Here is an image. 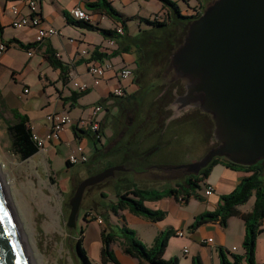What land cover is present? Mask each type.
Here are the masks:
<instances>
[{"label":"crops","instance_id":"crops-1","mask_svg":"<svg viewBox=\"0 0 264 264\" xmlns=\"http://www.w3.org/2000/svg\"><path fill=\"white\" fill-rule=\"evenodd\" d=\"M107 1L124 20H127L126 24L128 32L129 35L132 36H136L141 29H150V26L143 22V20L150 19L161 21L166 15V9L159 0ZM172 1L178 4L183 14L189 15L190 11L195 8H200L201 10L204 9L208 0H181L184 3H181L180 0ZM99 2L101 3V0H38V10L44 20V25L53 26L59 30V34L49 38L43 44H40L35 50L34 55L30 56L29 61L31 62L33 58L38 56L40 64H48L46 60V50L50 47L57 52L61 61L64 64L69 65L70 68V81L67 84L61 80L60 70L53 69L49 64L48 66L55 72V78L51 79L48 75L44 74L45 87L51 88L49 90H52V92L56 90L53 111L67 113L74 120L72 125L65 128L61 135V139L53 145L58 144L56 146L60 147L63 146L62 143L76 141L78 147L82 146L89 154L90 160L89 163H87L89 165L87 177L91 176V173L94 175L103 171L108 168V166L124 165L127 170L123 172L133 174V177L125 183V188L132 189L138 187L148 189L153 185H159L160 183L166 182L167 178L164 173L183 168L179 166V150L172 145V143L177 140L179 133H181L182 125L179 124V122H176L172 117L169 118L166 121V126L168 127L166 128V131L162 133L157 129L158 125L155 120L139 117L137 110L142 109L141 106H137V108L135 107V115L128 121L127 131L124 133L129 152L126 155L119 154L115 157L109 156L111 152L109 153L110 150L107 148L110 138H105L106 123H104V117H102L100 112L96 116L100 127V135L97 138L99 139L97 142V150L94 145V133L88 131L87 128H82L87 131V133L81 132V129L77 125L81 119H92V108L94 105L87 102L84 103L83 100L84 97L92 94V92L94 93L95 91L94 94L98 96L100 102L103 101V105L107 106V100L112 99L113 91L117 87L121 86L125 88V101L128 103L136 100L141 90V86L135 82V70L137 64L136 58L133 54H122L115 58H104L103 60L90 59L95 48H97L100 53H111L116 49V43L111 39L105 38L99 30L81 28L73 23V19L67 18L69 16V11L72 8L81 7L91 14L92 20L90 23L94 27L99 29L117 30L119 33V30L122 29V23L120 21L112 18L104 8H92L89 6L90 4ZM12 6L18 7L20 17L30 16L31 14L28 7V0H0V45L1 43L8 42L12 39H17L24 44L36 42L37 30L35 28H14L12 26ZM131 23L134 24V27L136 28L135 30L132 29ZM8 28L24 29V33L23 35H8ZM64 34H66V36ZM12 48H17L28 53V51L17 45H12L9 49L0 53V68L5 67L11 71V69L5 66L4 63H6L7 52ZM82 50H87L90 58L87 56L79 58L78 54ZM88 60H94L98 63H111L116 69H127L130 72V78L128 80H121L115 71H109L105 74L100 86H94L93 78L87 67ZM132 66L133 69L130 68ZM5 68H3V70L0 69V78L3 77V71ZM15 73L16 71L12 70L13 78L15 77ZM75 80L87 84L89 87V93L79 98L77 102L72 103L68 101V98L73 91H79L75 87ZM71 81H73L72 87H70ZM155 99L156 97L153 99L154 102ZM143 103L145 104L146 102L144 101ZM85 109H87L88 116H85ZM79 111H81V113H79ZM27 116L31 121L30 116ZM73 127L79 129L77 131L78 136L75 135ZM32 129L33 133L43 136L49 131L48 126L45 124L43 127L38 128V130H35L33 126ZM166 142L169 143V147H171L168 152L163 151ZM116 147L117 144L114 145L112 149L114 150ZM44 152L39 151L28 160L33 159L38 154H44ZM206 153L207 152L205 151L200 159H202ZM70 154L71 153H69V155ZM68 156L66 157V163ZM74 168L75 166L69 167L68 170H66L69 175L65 178L69 179V181ZM52 174L50 179L53 177ZM152 174H161L162 177L153 179L149 177V175ZM250 174L251 173L246 170L227 167L223 162H220L212 168L211 173L206 180V182L211 184L214 188L212 195L205 196L202 191L200 193V200L190 199L187 204L181 203V201L176 200L172 196L144 202L149 209L155 211L161 210L166 213V217L162 221L151 222L143 217L136 216L127 210L119 212L118 214L109 212L110 219L111 221L113 220L112 224L115 227L125 225L134 230L137 237L148 249L155 246L162 232H174V235L169 238L168 246L164 253V258L166 260L176 258L178 259L179 264H193V262L198 259L201 264H222L224 256L231 264H249L245 258H243L245 254L243 248L245 224L240 217H230L226 227H223L219 221H208L197 229H192L191 226L198 216L207 212L216 211L221 202V197L233 192L240 182ZM53 180L55 184L59 182L54 177ZM175 181L178 182L180 180ZM101 193L106 192L102 191ZM254 203L255 196H252L246 204L239 206L238 209L242 213L251 212ZM262 227L263 231L257 239L254 258L255 264H264V219ZM178 232H183L184 235L178 236ZM209 239H212V241L208 242ZM234 248L236 250H234ZM185 250H188V252H185ZM119 251L121 252V258L118 259L120 264H123V260L127 264H138L136 259L123 252L121 245H119ZM234 255L242 257L239 263H235ZM108 264H112V262Z\"/></svg>","mask_w":264,"mask_h":264},{"label":"rangeland","instance_id":"rangeland-1","mask_svg":"<svg viewBox=\"0 0 264 264\" xmlns=\"http://www.w3.org/2000/svg\"><path fill=\"white\" fill-rule=\"evenodd\" d=\"M181 3L184 2L181 1ZM131 24L132 29L135 30L134 24ZM7 33L8 35H23L24 29L8 28ZM64 35L66 36V34ZM6 57L4 65L11 71L5 67L0 68L1 70L5 68L4 75L0 78V172L4 175L2 176L7 183L11 203L22 232L26 235L28 247L32 249L35 262L38 264H79L74 252V243L78 238H83L84 247L91 262L100 264L101 232L105 226L101 214L106 211L101 203L102 200H105L101 192H106L105 194L109 196L106 202L115 201L116 194L123 191L125 183L133 177V174L120 171L116 173L115 177L101 183L103 188L100 189L101 186L96 185L97 187L93 186L87 189L76 228H69L67 226L70 212L69 201L78 183L87 177L89 170L88 164H79L73 169L70 181L65 178L69 175L66 171L69 168L66 157L69 153L77 150V142H65L60 147L56 146L58 144L53 145L55 142L50 143L44 154H38L33 159L22 162L12 150L7 131V121L14 119L13 115L16 111L22 115H29L30 125L35 130L43 127L44 124L48 125L46 116L54 110L56 90L52 92L49 90L51 88L45 87L44 74L53 79L55 72L48 64H40L38 56L30 62L28 53L17 48L10 49ZM130 68L133 69V66ZM12 70L16 71L14 78ZM166 77L168 78L164 76L158 81L160 86L158 85L157 88L154 86L155 83L154 85L151 83L141 84L137 99L129 103L125 102V106H121L115 98L107 100V106L100 105V99L94 94L95 91L83 98L84 103L101 107L100 113L106 123L105 138H110L107 148L110 150L109 153L111 152L110 157L128 154L124 133L127 131L128 121L135 115V107H142L137 110L140 118H150L156 122L161 120V117L157 118L153 114L156 112L157 106L163 104L159 100L154 102L153 99L164 89V84L169 82L178 84L179 78H181L175 72L167 73ZM72 84L73 81H71L70 87ZM178 88L177 86L173 93L175 98ZM25 89H28V92H25ZM167 99L169 100L168 97ZM174 100L163 107L165 114L162 115V119L167 121L173 117L176 122L182 125L181 133L172 143L179 150L178 161L179 166L182 167L198 161L205 151L208 152L211 149L210 147L215 142L214 127L210 118L197 112V109L178 112L179 104L171 106ZM87 109H85V116H88ZM116 144L117 147L113 150L112 148ZM164 146V152H168L171 148L167 142ZM184 171L185 169L181 168L164 173L167 178L166 182L153 185L151 189L161 191L168 189L170 185L176 187L177 181L175 180L181 181L185 175ZM51 174L59 181L57 184L50 180ZM161 174H152L149 177L161 178ZM96 214L102 218V222L94 220V217H97ZM119 245L120 243L117 242L113 246L117 259L121 258ZM122 263L127 264L124 260Z\"/></svg>","mask_w":264,"mask_h":264},{"label":"water","instance_id":"water-1","mask_svg":"<svg viewBox=\"0 0 264 264\" xmlns=\"http://www.w3.org/2000/svg\"><path fill=\"white\" fill-rule=\"evenodd\" d=\"M172 65L185 91L171 106L209 115L218 143L199 161L182 166L187 173L199 174L215 158L242 166L264 160V0H214L189 25ZM118 171L125 166L78 183L69 201V228H76L87 189ZM0 264H34L1 172Z\"/></svg>","mask_w":264,"mask_h":264},{"label":"trees","instance_id":"trees-1","mask_svg":"<svg viewBox=\"0 0 264 264\" xmlns=\"http://www.w3.org/2000/svg\"><path fill=\"white\" fill-rule=\"evenodd\" d=\"M159 1L162 2L166 9V15L164 19L161 21L150 19L143 20V22L150 26V29H141L136 36L129 35L126 24L127 20H124L107 0H101V3L99 2L90 4L89 6L92 8L101 7L106 9L112 18L122 23L121 34L118 33L117 30L99 29L94 27L90 22L73 21L75 25L81 28L99 30L105 38L113 40L117 45L116 49L111 53H100L98 49L95 48V51L93 52L90 59L103 60L104 58H115L122 54H133L136 58L137 64L135 70V82H137L139 85L145 83H151L154 85L155 83V88H157L158 85L160 86L158 81L164 76L165 78H168L166 77L167 73L171 74V72H174L172 56L182 44L189 25L194 20L199 18L206 7L214 0H208L206 6L204 9H202L203 11L200 8H195L194 10L190 11L189 15L183 14L178 4L172 0ZM67 18L70 19L69 16ZM4 44L6 45V50L12 45H17L26 51L30 50L31 48H38L40 45L38 42L24 44L17 39L9 40ZM46 60L53 69L60 70V78L65 84H67L70 81L69 65L64 64L61 59L57 57V52L50 47H48L46 50ZM89 61L91 60H88V62ZM170 78L172 79V77ZM179 79L180 81L178 84L171 82L164 84V89L160 91L155 99V101L159 100L163 104H159L157 106L158 108H156V112L153 114L156 115L157 118L161 117V120L157 121V129L162 133L165 132L166 128L168 127L166 126V120L163 121L162 119V115L165 114L163 107L170 104L175 99V95L173 93L177 89V86L179 87L177 90V96L182 95L185 91L182 79ZM88 93L89 90L73 91L68 98V101L75 103L79 98L87 95ZM112 98L117 99L121 106H125L126 96L117 97L112 95ZM99 104L103 105V101ZM196 111L203 114L204 116L209 117L213 126V121L209 115L202 113L199 109ZM13 117V120L7 121V131L10 136L11 147L14 154L17 155L21 161H25L37 154L40 149L37 145V142L33 138L34 133L32 126L30 125L29 117L26 114L22 115L17 111L14 112ZM80 129L81 132L87 133V131L83 130L82 128ZM73 130L75 135L78 136L77 131L79 129L73 127ZM99 135L100 127L99 130L94 133V145L96 150L97 142L99 141L97 138ZM217 145L218 143L214 142L210 148ZM220 162H223L227 167L243 169L247 172H250L251 174L245 177L233 192L221 197V202L216 211L207 212L198 216L191 228L197 229L199 226L208 221H219L223 227H226L230 217H240L245 224V237L243 242L245 254L243 258H245L249 264H255L254 258L257 239L263 231L264 160L260 161L256 165L242 166L234 164L225 158L213 159L212 162L206 168H203L199 174H187L181 181L176 183V187L170 186L168 189L161 191L151 188H124L122 192H118L116 194L117 199L111 202H106V199L109 196L105 193H101L102 197L105 199L102 200L101 203L106 208V211L101 214L105 222V226L101 232L100 264H108L110 262L120 264L113 250V245L117 242L120 243L123 252L126 255L136 259L138 264H179L178 259L176 258L169 260L164 258V253L168 246L169 238L174 235V232H162L155 246L151 249H148L137 237L134 230L128 228L125 225L121 227H115L112 224L109 212L118 214L119 212L127 210L130 213L139 217H143L151 222L162 221L166 217V213L161 210L155 211L149 209L144 204V202L159 200L171 196L176 200L181 201L183 204H187L190 199L200 200V190L203 186V183L208 179L212 168ZM67 166L73 167L68 163V161ZM90 175H92V173ZM50 180L54 183L53 177H51ZM97 186H101V184H98ZM101 188L103 187L101 186L100 189ZM252 196H255V203L252 211L248 213H242L238 207L246 204ZM94 220H96V217H94ZM74 252L79 264H93L89 258L87 250L84 247L83 238H78L74 243ZM234 257L235 263H239L242 259V257L238 255H234ZM193 264H201V262L197 259L193 262ZM222 264L231 263H229L223 256Z\"/></svg>","mask_w":264,"mask_h":264},{"label":"built area","instance_id":"built-area-1","mask_svg":"<svg viewBox=\"0 0 264 264\" xmlns=\"http://www.w3.org/2000/svg\"><path fill=\"white\" fill-rule=\"evenodd\" d=\"M28 7L30 9V16H22L20 17V11L17 6L11 7V13L13 15L12 26L14 28H35L37 30V38L36 42L42 44L49 38L57 36L59 34V30L54 28L53 26L44 25V20L38 10V0H28ZM69 17L75 21H85L91 22L92 17L85 9L81 7H74L69 11ZM119 33H122V29L119 30ZM37 48H31L28 50V55L33 56L35 50ZM6 50V45L2 43L0 45V53ZM89 57V52L87 50H82L79 54V58ZM57 57L60 59V56L57 54ZM90 58V57H89ZM88 71L93 78L94 86H100L105 74L109 71H115L118 77L121 80H128L130 78V72L127 69H116L111 63H98L94 60H91L87 63ZM75 87L79 91H86L89 89L88 85L83 82H78L75 80ZM28 92V89L25 90ZM113 95L120 97L126 95V90L124 87H117L113 91ZM100 106H94L92 108V119L86 120L81 119L77 123L79 128H89L91 132H96L99 130V121L96 116L100 112ZM46 123L48 124L49 131L46 135H38L36 133L33 134L34 140L37 142L39 149L41 152L46 150L48 144L57 142L61 139V135L64 132L67 126H70L74 123L73 118L64 112L53 111L46 116ZM68 163L72 166H76L79 164H84L89 161V154L86 150L79 146L76 152H72L67 159ZM203 192L205 196H210L214 192V188L211 184H208L206 181L203 183ZM102 218L97 216L96 220L102 222ZM178 236H183V232H178ZM212 239H209L208 242H211ZM234 250H236L234 248ZM188 252V250H185Z\"/></svg>","mask_w":264,"mask_h":264},{"label":"bare ground","instance_id":"bare-ground-1","mask_svg":"<svg viewBox=\"0 0 264 264\" xmlns=\"http://www.w3.org/2000/svg\"><path fill=\"white\" fill-rule=\"evenodd\" d=\"M89 131H90V129L89 128H87ZM91 132V131H90ZM89 162V161H88ZM87 163V162H86ZM85 164V163H84ZM3 175V174H2ZM4 176V175H3ZM6 185H7V183H6ZM24 236H25V239H26V235H25V233H24ZM30 248V247H29ZM30 250H31V257H32V260H33V262H34V264H38L37 262H35V258H34V256H33V252H32V249L30 248Z\"/></svg>","mask_w":264,"mask_h":264},{"label":"flooded vegetation","instance_id":"flooded-vegetation-1","mask_svg":"<svg viewBox=\"0 0 264 264\" xmlns=\"http://www.w3.org/2000/svg\"><path fill=\"white\" fill-rule=\"evenodd\" d=\"M185 169V168H184ZM127 170V169H126ZM118 172H120V171H118ZM121 172H123V171H121ZM185 173V175H184V177L187 175V174H191V173H187V171H186V169H185V171H184ZM117 173V172H116ZM116 173H115V175H116ZM115 175H114V177H115ZM113 178V177H112ZM109 179H111V178H109ZM109 179H107V180H105V181H108ZM104 181V182H105ZM103 183V182H102ZM101 184V183H100ZM91 188V187H90Z\"/></svg>","mask_w":264,"mask_h":264}]
</instances>
